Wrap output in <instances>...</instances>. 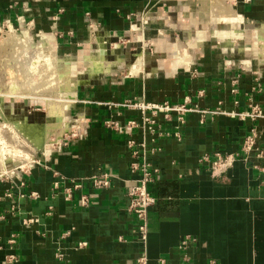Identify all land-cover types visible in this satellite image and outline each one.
Segmentation results:
<instances>
[{
	"label": "crops",
	"instance_id": "0c3cea01",
	"mask_svg": "<svg viewBox=\"0 0 264 264\" xmlns=\"http://www.w3.org/2000/svg\"><path fill=\"white\" fill-rule=\"evenodd\" d=\"M217 1L0 0V25L52 33L74 52L73 69L82 65L74 69L71 138L0 175V264L10 255L7 264H135L140 255L149 264H264V58L256 50L264 0H220L233 17ZM101 50L108 73L88 67L97 60L88 55ZM125 101L191 110L183 122L159 114L154 132L142 133L127 127L140 111ZM250 105L263 116L240 118ZM251 128L254 148L224 171L201 161L239 151ZM144 161L159 169L145 241L127 196L141 175L132 164ZM103 173L109 186L93 187L91 177Z\"/></svg>",
	"mask_w": 264,
	"mask_h": 264
},
{
	"label": "bare ground",
	"instance_id": "6f19581e",
	"mask_svg": "<svg viewBox=\"0 0 264 264\" xmlns=\"http://www.w3.org/2000/svg\"><path fill=\"white\" fill-rule=\"evenodd\" d=\"M215 6L222 9L224 13L223 15L229 17L232 16L229 7H227L220 0H218L217 3H215ZM28 35L24 38L23 37L20 38L14 33V31H12V29H10L7 36L2 38L3 43L2 42L1 43L3 46L5 45L9 46L10 44L18 43L20 47V49H18L19 51L20 50L29 51L30 48L35 47L36 49L35 58L36 61H38L36 64L34 63L31 70H26L22 73L21 78H23L22 81L24 82L21 86L17 84L16 86H13L11 88V92H12V93L10 92L11 94L10 93L9 94L4 93V94L6 96L8 95V97L10 98H22V99L39 98V99H44L46 101L47 120L44 123L35 124L26 121L23 122L15 121L13 124L17 126L19 129L18 131H21L24 137L28 139L27 141L32 142L33 145H35L36 147L39 146L42 147V145L44 144V153H47L53 150L51 146L54 143L60 142L64 133L66 132L68 133V131L71 130V126L69 127L68 125L64 124V121L67 113L66 112L67 108L70 105V103H72V101L74 100L73 89L77 82H75L76 79L74 77H71L69 63L67 61L64 62L63 64H60V61L58 58H56L54 52L47 54V51L49 50L48 46H50V48L52 47L51 45L52 43L49 40L51 35L49 34L48 36L42 35L37 42L33 41V39L31 40L29 37L32 38V36L31 35L28 36ZM43 41L44 44L42 43ZM256 41H257L256 42L257 54L259 58L263 59L264 36H259ZM101 56L102 58L92 61L90 66L88 67H90V69L93 72L96 71V72L108 73L110 70L111 62L106 61L104 59L102 50H101ZM34 76H36L37 78H34ZM5 95H2V97L0 96V106H1V100L5 97ZM5 121H6L5 118L1 114L0 115L1 134L3 133V130L1 128H3V126H6ZM16 137L18 138V136ZM6 140H8L7 136H6ZM19 148L23 149L26 147L22 146V144L20 146L19 144ZM10 154L12 155V153ZM10 154H8L9 157L7 158L6 155H4L2 149H0V175L9 173L6 165L9 161L12 160L10 158L11 156ZM26 164L28 163H25V165Z\"/></svg>",
	"mask_w": 264,
	"mask_h": 264
},
{
	"label": "rangeland",
	"instance_id": "374dc122",
	"mask_svg": "<svg viewBox=\"0 0 264 264\" xmlns=\"http://www.w3.org/2000/svg\"><path fill=\"white\" fill-rule=\"evenodd\" d=\"M139 24H140V21H139ZM140 27H141V24H140ZM0 28L2 31V32H0V96L2 97V95H5L7 93L9 94L11 92V88L13 86H16L17 84L19 86H21L24 82V81H22L23 78H21L22 73L26 70H31L34 63L36 64L38 61H36V58H35V55H36L35 47L30 48L29 51H24V50L19 51L18 49H20V47H19L18 43L10 44L9 46H6V45L3 46L2 45V43H3L2 38L7 36L10 29H12V31H14V33L16 35H18V37H20V38L21 37L24 38L27 36V34L24 35L25 31H23V32L18 31L17 32L12 27L9 28V30H7V27L3 26V25H0ZM224 31H230V30H224ZM44 33H48L49 35H52L49 38L50 42L52 43L51 44L52 47L50 48V46H48L49 50L47 51V54L54 52V55L56 56V58L59 59L60 64H63L64 62L67 61L69 63L71 77L75 78V70L74 69L81 70L82 65L77 63L76 66H74L75 67L74 69L71 66V61L73 59H75L74 52H70V50L67 46L60 44L59 38L57 37V39H56L52 33H49V32H44ZM41 34H39L38 36L30 34L32 36V38L31 37H29V38L31 40L33 39V41L37 42L40 39ZM213 36L215 38H217L216 35H213ZM244 37L245 36H243L242 38H244ZM131 38H133L135 40V37L131 36ZM119 42H121V41L118 40L117 43H119ZM142 42L144 43L146 41L143 39ZM42 43L44 44V41ZM253 45H254V43H253ZM95 54H96L95 59L98 60V59L102 58L101 52L89 54L88 56L95 55ZM109 56L110 55L108 54V56H107L108 59H109ZM87 63H88V60H87L86 64ZM34 78H37V77L34 76ZM2 100H1V106H0V111H1L0 115L2 114V116L5 118L6 126H3V128H1L3 130V133H2L3 136L0 133V140H1L0 141V149H2L4 155H6L7 158L9 157L8 154L12 153V155L10 154L11 155L10 158L12 160L9 161L6 166L8 168V172L12 171V173L15 174V173L20 172L21 170H25L28 166H30L33 163L34 160H37V158L41 154H44V144L42 145V147H40V146L36 147L35 145H33L32 142L27 141L28 139H26L24 137V135L21 131H18L19 130L18 127L15 126L13 123L15 121H20L21 117H23L24 115H26L27 120H29L27 122H31V123H35V124L44 123L47 120L46 101L44 99H39V98L38 99L10 98V97H8V95L7 96L5 95V97ZM17 106H21L24 110L21 109L17 113H15V111H12V108H15ZM27 110H31L32 112L27 114L26 113ZM69 111H70V106H68V108H67V111H66L67 114L65 117L64 124H66L70 127V119L71 118H69V116H68ZM6 136L8 137V140H6ZM16 136H18V138ZM69 138H71V130L68 131V133L67 132L64 133V135H63V137L59 143L63 142L66 139H69ZM51 139H52V137H51ZM59 143H54L51 147L54 148ZM19 144H20V146L22 144V146H24L26 148H23V149L19 148ZM6 149H7V151H6ZM24 155H25V157H24ZM25 163H28V164L25 165ZM7 174H10V173H7ZM7 174L5 173V174H3V176L2 175L1 176L4 177Z\"/></svg>",
	"mask_w": 264,
	"mask_h": 264
},
{
	"label": "built area",
	"instance_id": "2783aa9c",
	"mask_svg": "<svg viewBox=\"0 0 264 264\" xmlns=\"http://www.w3.org/2000/svg\"><path fill=\"white\" fill-rule=\"evenodd\" d=\"M140 24H145L147 20L142 17L139 19ZM0 32L1 28H0ZM122 105L137 109L140 111L139 119H129L126 123L127 127L135 128L138 127L141 129L142 133H145V130H149L150 132H154V125H156V116L162 114L165 120H170L171 115L173 113L177 114V118L179 121L183 122L184 114L191 109L188 108L185 103L182 104H173L169 102H163L161 104H157L154 102H144V101H125ZM262 111L258 105H250V109L248 111L242 112L239 114L240 118H251L256 119L258 117H262ZM116 127L115 123H110ZM177 138L179 135L177 134ZM256 132L254 128H251L249 133L243 140V143L237 152L225 154L221 152H214L212 156L204 155L201 158V161H207L211 169L214 171H224L231 164L238 159L239 157L246 156L248 152H250L255 146ZM143 145V144H142ZM127 147L131 151L133 156L138 155L137 143L133 138H129L127 140ZM262 153V152H260ZM133 169H141V175L134 180L129 185L127 196L129 199L128 203V211L131 212L136 220H137V230L139 235L143 241L146 240V222H147V214L149 210L156 203V198L149 190V184L153 181L154 177L158 174L159 169L157 167L151 166L150 163L144 161L142 163H133ZM111 174L103 173L98 176L91 177L92 186L95 188H104L109 186L111 181ZM81 203L83 205L87 204V198L82 197ZM64 235V234H63ZM81 245V244H80ZM58 256H61L59 253ZM15 260L13 255H10L5 263H10ZM135 264H149L148 259L145 255H140L136 258ZM155 264H166L164 259H159Z\"/></svg>",
	"mask_w": 264,
	"mask_h": 264
}]
</instances>
